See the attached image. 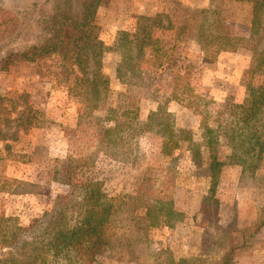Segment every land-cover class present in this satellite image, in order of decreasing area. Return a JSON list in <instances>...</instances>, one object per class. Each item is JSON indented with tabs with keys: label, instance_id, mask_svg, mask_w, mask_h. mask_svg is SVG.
I'll use <instances>...</instances> for the list:
<instances>
[{
	"label": "rangeland",
	"instance_id": "rangeland-1",
	"mask_svg": "<svg viewBox=\"0 0 264 264\" xmlns=\"http://www.w3.org/2000/svg\"><path fill=\"white\" fill-rule=\"evenodd\" d=\"M56 1L0 0V7L20 17L15 32L0 41V58L45 40ZM81 1H71L77 13ZM213 4L221 11L227 32L251 36V2L112 0L100 7L97 22L106 45L104 72L111 79L112 91L93 114L81 103L80 90L61 74L59 60L19 63L9 71L0 70V93L15 96L18 109L29 103L37 110L34 126L17 138L10 135L15 123L1 120L0 215L32 224L50 209L59 193L69 189L61 182L63 168L73 162L90 163V172L99 174L118 208L97 264H218L233 246L232 264H264V155L259 161L249 157L246 170L241 162H227L216 184L207 164L205 127L226 124L229 104L243 102L248 83L261 81L250 70L254 51L248 47L222 51L215 60H206L198 44L196 18L198 8ZM144 17L161 21L151 44L144 39ZM140 48L144 54L137 53ZM128 50L139 70L152 76L143 85L130 83L129 69L125 78L118 74ZM174 88L181 100L168 102L167 109L179 127L190 130L192 141L186 144L200 146L202 157L190 154L186 147L165 157L152 134H139L124 147L113 143L132 130L117 131L121 125L115 121L107 122L115 124L113 129L105 126L107 101L108 106L114 105L123 91L133 98L126 103L140 107L139 116L146 119ZM104 129L110 134H104ZM221 142L226 146L225 138ZM122 151L128 152L127 162L112 154ZM14 254L1 249L0 264L8 260L31 264V258ZM49 264L68 263L49 256Z\"/></svg>",
	"mask_w": 264,
	"mask_h": 264
},
{
	"label": "trees",
	"instance_id": "trees-1",
	"mask_svg": "<svg viewBox=\"0 0 264 264\" xmlns=\"http://www.w3.org/2000/svg\"><path fill=\"white\" fill-rule=\"evenodd\" d=\"M71 1H56L55 12L46 23L49 35L45 40L2 56L0 70L9 71L19 63L59 60L56 63L61 68V74L80 90L81 103L93 114L109 99L112 91L111 79L104 72L103 54L106 45L100 37V25L97 22L100 7L112 0H82L79 13L73 10ZM239 1L254 5V32L250 37L227 32L222 13L214 4L212 7L198 8L197 18L193 16L199 23L198 44L206 60H215L222 51L236 50L239 46L248 47L254 51L250 70L261 76L257 85L248 83L243 102L229 104L226 124L217 127L208 125L204 129L203 142L208 151L207 164L214 184L227 162H241L246 170L249 157H256V161H259L258 157L264 155V0ZM144 18L147 20L143 27L144 39L147 44H151L155 28L161 27V21L156 17ZM18 25V14L9 8L0 7V41L12 35ZM169 26L173 27L172 24ZM141 51L142 48L137 53ZM132 57L130 50L124 51L118 74L125 78V71L129 69L131 75L127 78L130 83L143 85L152 76L141 72L140 66L137 67V63L131 61ZM130 65L132 68L128 67ZM180 78L175 79L177 85ZM157 92L159 89H156ZM169 94L165 102L151 110L146 119L139 116L140 107L126 103L133 98L123 91L117 94L114 105L108 106L107 101L102 120L105 126L113 129L115 124L108 125L107 122L115 121L117 126L121 125L117 131L127 128L132 130L129 135L117 136L118 141L112 142L124 147L139 134H152L159 139L160 153L165 157H173L185 147L190 154L202 157L200 146L186 144L192 141L190 130L179 127L167 109L168 102L181 100L179 91L174 88ZM193 96L196 95L193 93ZM14 112L17 115L12 121L10 117ZM35 113L37 110L29 103L23 109H18L15 96L0 93V125L2 121L8 125L15 123L16 129L10 134L13 137L17 138L21 132H27L34 126ZM0 134H3L1 130ZM104 134L109 135L110 132L105 130ZM221 137L225 138L226 146L222 144ZM112 154L127 162L128 152ZM202 162L198 161V164ZM92 168L90 163L82 166L77 162L65 166L61 172V182L69 189L59 193L50 209L32 224L22 225L13 217L0 215V250L8 249L10 253L31 258V264H49V256L55 260L64 259L68 264H97L108 242L107 229L118 208L104 189V181L99 174L90 172ZM235 249L236 246L229 249L218 264H232ZM2 264L12 263L8 260Z\"/></svg>",
	"mask_w": 264,
	"mask_h": 264
}]
</instances>
